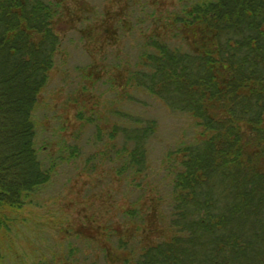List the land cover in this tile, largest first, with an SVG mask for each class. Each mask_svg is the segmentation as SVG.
I'll return each instance as SVG.
<instances>
[{"label":"trees","instance_id":"16d2710c","mask_svg":"<svg viewBox=\"0 0 264 264\" xmlns=\"http://www.w3.org/2000/svg\"><path fill=\"white\" fill-rule=\"evenodd\" d=\"M72 1L83 5L0 0V264L91 261L96 253L85 251L96 232L47 218V202L59 206L61 199L45 194L63 168L78 177L106 164L130 187H140L157 125L122 108L141 106L140 94L189 116L197 131L164 162L163 215L157 218L154 206L141 211L135 200L122 213L120 229L106 233L109 245L98 246L96 259L264 264V0H169L173 7L158 10L160 16L148 0H137L143 27L135 26L132 66L116 79L120 104L101 116L77 112L72 140L61 137L54 151L37 114L62 48L59 19ZM112 27L118 31L116 23ZM84 129L93 131L95 152L77 143ZM120 230L128 236L115 238Z\"/></svg>","mask_w":264,"mask_h":264},{"label":"rangeland","instance_id":"374dc122","mask_svg":"<svg viewBox=\"0 0 264 264\" xmlns=\"http://www.w3.org/2000/svg\"><path fill=\"white\" fill-rule=\"evenodd\" d=\"M79 1L83 3L79 5L80 8L75 1L68 2L59 19V23L64 24L63 32L59 33L62 48L49 74V85L40 97L42 109L37 114V119L42 123L41 133L47 134L45 136L51 140L54 151L60 150L63 143L61 137L68 142L72 140V133L80 125L74 118L77 112H83L84 118L91 116L92 111L101 116L106 110L120 104L114 98L119 84L116 79L126 75L132 66L139 37L135 26L138 23L143 27L139 23L140 15L136 17L137 0ZM152 2L148 0V6L157 16L162 14L158 10L173 7L169 0ZM120 22L125 26L119 27ZM88 23L89 26L94 23V28H86ZM115 23L118 31L112 27ZM106 27L110 29L105 34ZM138 96L143 101L141 106L124 103L122 108L153 119L157 125L147 145L148 174L142 181H137L140 187H130L115 175L110 164H106L100 165L102 169L92 175L78 177L72 167L63 168L60 178L54 180L45 194L61 199L58 200L59 206L47 202L48 206L44 209L47 218H55L61 226L68 223L74 230L82 225L96 232V241L85 251L86 255L90 252L97 254L98 246L109 245L106 233L120 229L122 213L131 208L135 200H140L141 211H148L154 206L156 217L163 215V205L158 203V199L166 196L164 162H168V156L173 154L170 156L173 157L181 145L192 143L197 131L189 116L170 111L159 100L144 98L141 94ZM82 131L77 143L82 146L86 144V150L95 152L97 146L89 143L92 142L93 131ZM88 154L84 151V156ZM96 227H101L98 234L94 231ZM52 230L46 235L54 234ZM115 232V238L128 236L124 230ZM96 254L87 264H104L96 259ZM81 262L79 264H83Z\"/></svg>","mask_w":264,"mask_h":264}]
</instances>
